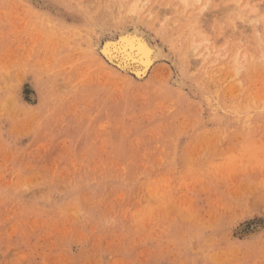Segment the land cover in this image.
Masks as SVG:
<instances>
[{
  "label": "rangeland",
  "instance_id": "rangeland-1",
  "mask_svg": "<svg viewBox=\"0 0 264 264\" xmlns=\"http://www.w3.org/2000/svg\"><path fill=\"white\" fill-rule=\"evenodd\" d=\"M183 1L0 0V264H264V0L207 6L198 68ZM136 26L170 57L142 80L96 46Z\"/></svg>",
  "mask_w": 264,
  "mask_h": 264
},
{
  "label": "bare ground",
  "instance_id": "bare-ground-1",
  "mask_svg": "<svg viewBox=\"0 0 264 264\" xmlns=\"http://www.w3.org/2000/svg\"><path fill=\"white\" fill-rule=\"evenodd\" d=\"M128 1V0H127ZM137 1V0H136ZM139 1V0H138ZM160 1V0H159ZM169 1V0H168ZM183 1V0H182ZM220 1V0H219ZM218 1V2H219ZM233 1H235V0H233ZM141 2V1H140ZM147 2V1H146ZM145 1H142V6L140 7L142 10L144 9V7H145V5H147V3H146ZM184 2V1H183ZM182 2V3H183ZM218 2H217V4H218ZM119 3V2H118ZM132 1H131V6L130 7H132ZM186 3V4H185ZM213 3H214V0H186V2H184V5H185V7H186V5H188L193 11H191V13L189 14L188 13V18L189 19H193V21L190 23V26H191V30H188L189 31V33L187 34V36H185V38H186V43H188V45L186 44V46H188V49L185 51V53L187 52V55H185V53H184V55L185 56H187V58L189 59V58H192V59H189V61L191 62V60L195 63V67L196 66H198L199 67V65H200V63L201 64H203V66L204 67H206V65L208 64H211L212 63V65L214 64V62H216L217 60H219V59H221V58H224V54H223V52H224V49H218L219 47H217L216 45H217V43H219V41H221V39H218V42H217V40L215 39V42L214 43H212V38H208L207 37V35H206V33H208L210 30H208L209 29V27H211L210 25H209V27L208 26H206L207 25V23H206V25L204 24V25H202L201 23H202V21H201V19L203 18V16H202V13H204V11H205V9L207 8V6H208V9L207 10H209V8H210V10L211 11H207V13H204V14H206L207 16H208V19H210L209 17H211V16H209L210 15V13H215L213 10V8L211 9V7H209V5L211 6V4L213 5ZM216 3V2H215ZM214 3V4H215ZM234 3V2H233ZM257 3V2H256ZM116 4V3H115ZM141 4V3H140ZM217 4H215V5H217ZM254 4V3H253ZM262 4V3H261ZM120 5V4H119ZM154 5V4H153ZM178 5H179V3H178ZM219 5V4H218ZM231 5V4H230ZM233 5H235V4H233ZM241 5V0H236V6H235V11H237V14L235 15L236 17L235 18H231L230 17V15H228L227 14V16L230 18V19H232V20H235V19H238V20H244L245 19V14H244V12L246 11V8H247V4H246V6L244 7H241L240 6ZM188 6L186 7V9L188 8ZM114 7V6H113ZM129 7V8H130ZM153 7V6H152ZM176 7H177V5H176ZM176 7H173V8H175V9H172L173 11H172V15H177L176 14ZM222 7H223V9H222ZM233 7V6H232ZM250 7V6H249ZM262 6H258V5H255L253 8L251 7V8H249V9H252V10H250V13L253 11V13H257L258 12V10L259 9H263V7L261 8ZM110 7H106V9H109ZM151 8V7H150ZM184 8V7H183ZM214 8H216V6L214 7ZM132 9V8H131ZM160 9V8H159ZM162 9V8H161ZM164 9V10H163ZM162 10L165 12V8H163ZM180 9H181V7H180ZM217 9V11H218V13H220L221 12V14H223V19H224V4H223V6H221V9H222V11H220V8L218 9V7L216 8ZM228 10H229V8H227ZM226 9V10H227ZM105 10V9H104ZM149 10V9H148ZM147 10V11H148ZM175 10V11H174ZM183 10H185V9H183ZM188 10V9H187ZM110 11H111V9H110ZM123 11V10H122ZM128 11V10H127ZM145 12L144 14H146V13H148V12ZM150 11V10H149ZM178 11H180V10H178ZM182 11V10H181ZM233 11V10H232ZM112 12V11H111ZM141 12V11H140ZM158 12H159V10H158ZM167 12V11H166ZM168 12H169V10H168ZM173 12L175 13V14H173ZM210 12V13H209ZM223 12V13H222ZM123 13V12H122ZM126 13V12H125ZM154 13V12H153ZM182 13H184L183 11H182ZM181 13V14H182ZM215 14V15H219L220 16V14ZM248 13H249V11H248ZM247 13V14H248ZM249 13V14H250ZM263 13H264V11H263ZM134 14V13H133ZM143 14V15H144ZM159 14H160V12H159ZM180 14V13H179ZM178 14V15H179ZM203 14V15H204ZM212 14V15H213ZM110 16L112 15V13L111 14H109ZM120 15V14H119ZM119 15H117V16H119ZM125 15H127V14H125ZM135 15V14H134ZM142 15V16H143ZM153 14L151 13V12H149V14L147 15V19H148V17H151ZM178 15L176 16L177 18H178ZM252 15V14H251ZM262 15V14H261ZM186 16V17H187ZM214 16V15H213ZM258 15H253V16H250V19H249V17H248V19L250 20V21H257V20H259L258 19V17H257ZM112 17V16H111ZM122 18H121V20L123 19V17L124 16H121ZM154 17H155V15H154ZM159 17V16H158ZM162 17V16H161ZM176 17L174 18H171V19H176ZM183 17V16H182ZM202 17V18H201ZM205 17V16H204ZM215 17H217L216 18V21H221V20H219L220 19V17H219V19H218V16H215ZM118 18V17H117ZM144 18V17H143ZM207 18V17H206ZM212 18V17H211ZM214 18V17H213ZM113 19V18H112ZM111 19V20H112ZM142 19V18H141ZM150 19V18H149ZM152 19V18H151ZM159 19H160V17H159ZM178 19H180V18H178ZM178 19H176V21L178 20ZM215 19V18H214ZM222 19V20H223ZM123 20H125V18L123 19ZM134 20V18L132 19V21ZM187 20V19H186ZM246 20V19H245ZM136 21V20H135ZM150 21V20H149ZM154 21H155V19H154ZM158 22L159 21H161V19L160 20H157ZM156 21V22H157ZM163 21V20H162ZM181 21V20H180ZM188 21V20H187ZM224 22V20L220 23H218L219 25H221L222 23ZM233 22V21H232ZM119 23V22H118ZM129 23V22H128ZM153 23V22H152ZM184 23V22H183ZM234 23V22H233ZM232 23V24H233ZM240 23V22H239ZM257 23V22H256ZM264 23V22H263ZM164 24V23H163ZM172 24V23H171ZM171 24H169L170 25V27L171 26H173V25H171ZM151 25V24H150ZM154 25H158V23L156 24H154ZM168 25V26H169ZM179 25V24H178ZM189 24H186V28H187V26H188ZM237 25V24H236ZM239 25V24H238ZM135 26V25H134ZM133 26V27H134ZM165 26V25H164ZM207 28H206V27ZM241 26V25H240ZM255 26V25H254ZM184 27V26H183ZM189 27V26H188ZM213 27V26H212ZM217 27H218V25H217ZM221 29H219V32H220V30H221V33H222V30H223V27H221V26H219ZM235 27V26H234ZM233 27V28H234ZM242 27V26H241ZM249 27V26H248ZM257 26H255L254 28H256ZM239 28V27H238ZM259 28V27H258ZM257 28V29H258ZM133 29V28H132ZM183 29H185V28H183ZM237 29V28H236ZM118 30V29H117ZM207 30H208V32H207ZM212 30V29H211ZM258 30H260V29H258ZM258 30H256L255 31V34H256V37H257V34H258V36H259V32H261V31H259L258 32ZM184 31V30H183ZM187 31V32H188ZM95 32V31H94ZM118 32V31H117ZM181 32V31H180ZM180 32H179V34H180ZM237 32V31H236ZM235 32V33H236ZM258 32V33H257ZM98 33V32H97ZM158 33V32H157ZM184 33V32H183ZM173 34H176V33H174L173 32ZM178 34V33H177ZM182 34V33H181ZM220 34V33H219ZM99 35V34H98ZM221 35V34H220ZM261 35V34H260ZM175 36V35H174ZM216 37V36H215ZM242 37V36H241ZM256 37H255V39H256ZM261 37V36H260ZM173 38V37H172ZM182 38V37H181ZM184 38V39H185ZM219 38V37H218ZM263 39H264V37H262ZM140 41H143V43L145 44V45H147V47L151 50V52H152V55L150 56V57H148V58H146L145 60H143V61H141V62H128V61H125L124 60V58L122 57V56H119V55H117V53H118V48L116 47L117 45H119L121 48L122 47H126V46H129V45H134V46H136V47H139L140 46V44H139V42ZM257 41H259L260 43H258L257 45L258 46H260L261 47V51L263 50V52H262V56H263V58H264V43H262L263 41L262 40H259V38H258V40ZM97 42V41H96ZM183 42V41H182ZM217 42V43H216ZM245 42V40L244 39H242V38H240L239 39V41H238V46H237V54H236V57H235V71H236V73L238 74L239 73V71L241 70V68H242V62H241V58H240V51L243 49V48H245V46H246V42ZM172 43H173V41H172ZM221 43V42H220ZM219 43V44H220ZM183 44V43H182ZM95 45V44H94ZM236 45V44H235ZM250 45V44H249ZM97 46V51H98V54H99V57H100V59H101V61L103 62V64H105L106 66H108L109 68H111V69H113L114 71H115V73L117 72V73H119V74H122V75H125V76H128V77H130V78H132V79H134V80H142V79H144V77L149 73V71L153 68V66L156 64V63H158V62H160V61H162V60H164V59H170V57H169V55L167 54V51L164 49V47L161 45V44H158L157 43V41H155V39L151 36H146L145 35V33L143 32V30H141V29H139V28H137V26L135 27V29L133 30V31H130L129 30V28L127 29V28H121L120 30H119V32L116 34V36L115 37H109V38H105V39H103L102 41H99L98 42V44L96 45ZM222 46L224 47V44H222ZM222 46H220V47H222ZM179 47V46H178ZM182 47V46H181ZM236 47V46H235ZM260 47H259V49H260ZM93 48H95V47H93ZM182 49H183V47H182ZM182 49H181V51H182ZM245 50V49H244ZM242 51V52H245V51ZM260 53V52H259ZM211 56H214L213 58H211ZM252 57V56H251ZM184 58V57H183ZM210 58V59H209ZM243 59L245 58V56L244 57H242ZM248 58V57H247ZM192 62V63H193ZM191 63V64H192ZM194 63L192 64V66H194ZM190 64V65H191ZM220 64V63H219ZM219 64H216V65H219ZM171 65V64H170ZM222 66H224V65H221V67ZM244 66V65H243ZM198 67H196V68H198ZM211 67V66H210ZM210 67H208V68H210ZM214 67V66H213ZM232 67H233V65H232ZM191 68V67H190ZM203 68V67H202ZM215 68V67H214ZM218 68H219V66H218ZM220 69V68H219ZM229 69H230V67H229ZM204 70H206V69H204ZM210 69H208V71H209ZM212 70V69H211ZM215 70V69H214ZM189 71V70H188ZM203 71V70H202ZM221 71H223V70H221ZM200 72H201V70H200ZM212 72V71H211ZM116 73V74H117ZM204 73V72H203ZM213 73V72H212ZM219 73H222V72H219ZM235 73V74H236ZM213 74H215V72L213 73ZM208 75V74H207ZM216 75V74H215ZM214 75V76H215ZM206 76V75H205ZM218 76V75H217ZM203 77V76H202ZM216 77V76H215ZM214 77V78H215ZM204 78V77H203ZM218 78V77H217ZM223 79H224V77H223ZM213 82V81H212Z\"/></svg>",
  "mask_w": 264,
  "mask_h": 264
},
{
  "label": "snow or ice",
  "instance_id": "snow-or-ice-1",
  "mask_svg": "<svg viewBox=\"0 0 264 264\" xmlns=\"http://www.w3.org/2000/svg\"><path fill=\"white\" fill-rule=\"evenodd\" d=\"M140 46L136 47L134 45H129L126 47H120L117 45L118 53L117 55L122 56L125 61L128 62H141L146 58L152 55L151 50L143 43V41L139 42Z\"/></svg>",
  "mask_w": 264,
  "mask_h": 264
}]
</instances>
